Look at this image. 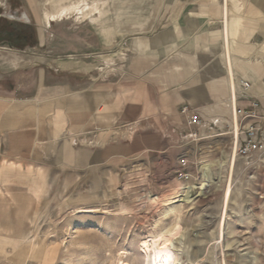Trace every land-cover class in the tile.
Listing matches in <instances>:
<instances>
[{"label":"crops","instance_id":"crops-1","mask_svg":"<svg viewBox=\"0 0 264 264\" xmlns=\"http://www.w3.org/2000/svg\"><path fill=\"white\" fill-rule=\"evenodd\" d=\"M70 11L50 14L48 26ZM158 13V27L128 38L121 54L118 40L103 37L93 47L64 40L40 53L48 40L28 48L0 42V192L33 198L40 175L83 183L152 155L169 163V191L200 175L204 142L233 144L235 109L255 111L246 123L264 127V0H174ZM108 54L116 60L104 69ZM185 106L205 121L198 139L190 137ZM234 156L232 145L220 166L228 162L232 172ZM202 170L200 190L217 178L210 163ZM182 173L191 179L178 180ZM192 187L169 205L192 202ZM11 230L1 226L0 236Z\"/></svg>","mask_w":264,"mask_h":264},{"label":"rangeland","instance_id":"rangeland-1","mask_svg":"<svg viewBox=\"0 0 264 264\" xmlns=\"http://www.w3.org/2000/svg\"><path fill=\"white\" fill-rule=\"evenodd\" d=\"M173 4L174 0H0V42L28 48L48 40L49 45L38 47L40 53L64 40H83L93 47L95 39L103 37L118 40L121 54L128 38L158 27L159 6ZM68 7L70 12L48 26L50 14ZM25 27L28 34L20 42L17 34ZM113 60L110 54L104 57L103 68L109 69ZM232 145L228 139L217 141L214 148L204 142L200 175L169 191L163 173L169 163L157 155L120 161L118 173L88 175L83 183L61 174L44 181L40 175L33 198L30 191L2 190L0 227H11L12 234L0 236V249L6 248V253L0 252V264H19L14 254L32 248L46 249L48 258L26 264H145L142 242L176 225L181 227L175 239L179 264H264V155L251 165L250 159L235 154L226 228L223 239H217L231 175L229 163L220 166V161L229 160ZM207 163L217 178L200 190L202 166ZM189 186L192 202L169 205ZM82 209L91 211L78 212Z\"/></svg>","mask_w":264,"mask_h":264},{"label":"built area","instance_id":"built-area-1","mask_svg":"<svg viewBox=\"0 0 264 264\" xmlns=\"http://www.w3.org/2000/svg\"><path fill=\"white\" fill-rule=\"evenodd\" d=\"M242 87L247 89L249 85L244 83ZM252 106L257 107V104L254 103ZM181 112L185 118L187 127L191 131L190 137L192 139H198L200 135L196 128L205 126V121L188 106L183 107ZM234 115L240 117L241 120L239 126L237 123L238 121H235L233 129V150L236 151L237 156H242L247 160L250 159L251 165H254L264 154V127H260L257 124L246 123L250 118H257L255 111L235 109ZM177 178L180 181H189L191 175L182 173L179 174Z\"/></svg>","mask_w":264,"mask_h":264},{"label":"bare ground","instance_id":"bare-ground-1","mask_svg":"<svg viewBox=\"0 0 264 264\" xmlns=\"http://www.w3.org/2000/svg\"><path fill=\"white\" fill-rule=\"evenodd\" d=\"M233 153H236V151L233 150ZM236 157V156H235ZM235 161V160H234ZM235 168V163L233 164V169L231 172L230 182L227 181L224 194H223V204H222V210L220 215V221H219V232H218V238L220 239L224 237V229L226 228V218L227 213L229 209V204L232 198L233 193V185H232V178H233V170ZM180 225H176L172 230L166 231L162 234H158L156 236L148 237L142 242V251L145 254V259H147V262L145 264H154L155 258L159 255V250L161 248L165 249V252L171 257L172 264H179V258L177 256V253L175 251V239L180 233ZM163 237V239H161ZM221 239V240H222ZM33 245V244H32ZM147 245V247H145ZM32 247V246H31ZM1 252L4 254L6 253L4 248H2ZM16 252V251H15ZM14 252V253H15ZM16 260L19 264H26V260H37L39 259L43 261V259L48 258V255H46V249L44 250H38L35 248H32L29 251L21 250L14 254ZM118 264H124L123 262H119Z\"/></svg>","mask_w":264,"mask_h":264},{"label":"clouds","instance_id":"clouds-1","mask_svg":"<svg viewBox=\"0 0 264 264\" xmlns=\"http://www.w3.org/2000/svg\"><path fill=\"white\" fill-rule=\"evenodd\" d=\"M154 264H172L171 257L165 252V249L159 250V255L155 258Z\"/></svg>","mask_w":264,"mask_h":264},{"label":"flooded vegetation","instance_id":"flooded-vegetation-1","mask_svg":"<svg viewBox=\"0 0 264 264\" xmlns=\"http://www.w3.org/2000/svg\"><path fill=\"white\" fill-rule=\"evenodd\" d=\"M22 18H25L26 19V15H23L22 16ZM16 19V18H15ZM26 24V23H25ZM27 27H25V29L24 30H21V32L20 33H18L17 34V36H21V39H19V38H17V40H19L20 42L23 40V36L25 35L26 36V34H28V32H27V29H26ZM1 33H4V34H2V35H4L5 37H9V35H7V34H5L6 33V31H2ZM2 36H0V38H1ZM4 40L5 39H7V38H3ZM5 42V41H4ZM13 45H19V44H17V43H15V44H13ZM25 45H30V44H25ZM31 45H35V44H31Z\"/></svg>","mask_w":264,"mask_h":264},{"label":"snow or ice","instance_id":"snow-or-ice-1","mask_svg":"<svg viewBox=\"0 0 264 264\" xmlns=\"http://www.w3.org/2000/svg\"><path fill=\"white\" fill-rule=\"evenodd\" d=\"M161 239H163V237H161ZM145 247H147V245H145Z\"/></svg>","mask_w":264,"mask_h":264}]
</instances>
